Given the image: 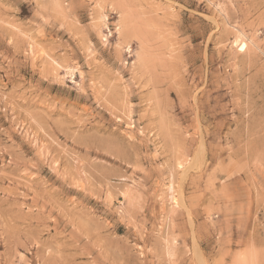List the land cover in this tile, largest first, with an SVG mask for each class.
<instances>
[{
    "label": "rangeland",
    "instance_id": "rangeland-1",
    "mask_svg": "<svg viewBox=\"0 0 264 264\" xmlns=\"http://www.w3.org/2000/svg\"><path fill=\"white\" fill-rule=\"evenodd\" d=\"M0 264H264V0H0Z\"/></svg>",
    "mask_w": 264,
    "mask_h": 264
},
{
    "label": "bare ground",
    "instance_id": "bare-ground-1",
    "mask_svg": "<svg viewBox=\"0 0 264 264\" xmlns=\"http://www.w3.org/2000/svg\"><path fill=\"white\" fill-rule=\"evenodd\" d=\"M125 31H126V30H125ZM126 32H127V31H126ZM125 34H126V33H125ZM231 34H232V33H231ZM236 36H237V35H236ZM242 38H243V37H242ZM249 42H250V41H249ZM233 45H234V44H233ZM241 46H242V49H244L245 46H246V44H243V43H242ZM139 54H140V53H139ZM145 54H146V53H145ZM245 55H246V54H245ZM144 59H145V61H146V58L144 57V58H143V62H145ZM143 62H140V63H143ZM148 62H149V61H148ZM143 64H144V63H143ZM145 64H146V63H145ZM145 64H144V65H145ZM139 65H140V64H139ZM146 65H147V64H146ZM142 68H143V66H142ZM251 254H252V253H251Z\"/></svg>",
    "mask_w": 264,
    "mask_h": 264
}]
</instances>
